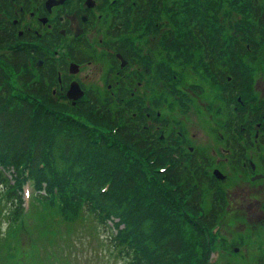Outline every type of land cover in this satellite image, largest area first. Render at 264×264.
Here are the masks:
<instances>
[{"label": "trees", "instance_id": "trees-1", "mask_svg": "<svg viewBox=\"0 0 264 264\" xmlns=\"http://www.w3.org/2000/svg\"><path fill=\"white\" fill-rule=\"evenodd\" d=\"M206 3L208 4V0ZM252 5V9H240L244 14L237 20L244 19L246 22L237 23L235 20L229 25L232 29L225 28L228 29L225 31L227 36H231L226 42L222 39L220 27H212L210 31L208 28L204 29V26L199 27L194 20L191 25L197 37L199 53L204 56V59H195L193 68L202 74L208 68L214 70L213 80L219 82H222L221 75L224 73L234 74V78L228 83L229 87L224 83L229 88L228 92L223 93L224 97L233 95L231 92L239 87V80L243 83L241 85H245L246 79L253 76L246 71L250 65L247 64L248 60H244L245 55H254L255 51L264 50V0L253 2ZM186 21L184 20V24ZM120 22L121 20L116 21ZM179 26L178 24L175 31H179ZM11 37V29L0 21V48L12 45ZM166 38L173 41L175 36L168 32ZM181 43L178 46L180 55H195L191 39L182 40ZM224 55H228V61L224 59ZM25 58L24 49L20 47L0 52V61L10 65L13 71L19 70L18 67L24 63ZM202 60L204 66L200 64ZM262 66L264 56L259 55L255 59L253 57L252 68L259 70ZM166 69L167 64L161 61L162 73ZM37 71L34 78H31L33 76L30 70L19 73L25 86L18 98L9 90L4 68L0 63V160H5L4 163L3 160L0 162V198L9 205L5 211L8 225L16 222L17 229L24 227L22 214L26 210L23 211L21 205L20 184L23 181L21 168L26 163L30 165L29 177L34 185L40 188L41 183L44 184L43 192L37 191L33 196L34 201L45 204L57 201L59 207L56 209L64 217H74L82 213L99 221L116 253L122 252L129 256L126 264H180L186 249V230L184 231L180 223L188 221L191 229L204 230L217 220L214 218V204L220 205L217 201L211 199V210L208 209L207 212L199 206L200 193L196 190L197 184L210 179L204 174L205 163L193 158L185 160L170 156V162L166 165L160 164L163 161L160 156L166 155L165 150L169 152V148L173 149L170 147L172 141L169 139L165 148H162L159 138L152 130L143 123L140 126L137 124L141 117L129 115L125 119L120 118L132 111L135 105L133 100L127 104L106 106L97 101L94 94H90L89 99L77 103L76 108L82 110H88L96 104L90 116L100 119L109 129L112 128L113 135L110 138L106 134L94 137L95 134L84 129L77 119H74L75 125L72 124L74 128L60 124L52 126L51 120L46 117L51 111L43 114L32 100L38 103V96L43 102L55 103L51 99L55 68L47 58L42 66L37 67ZM187 72L189 71L184 69L181 73ZM167 75L168 73L166 77ZM220 84L223 86V83ZM239 90L242 92L241 89H235ZM261 109L260 106L257 109L246 108L245 115L255 118ZM244 110L231 112L226 107L227 132L235 125V120L241 118ZM52 127L56 130L54 135L51 132ZM243 140L248 143V135ZM45 141V145L49 147V161L45 164L47 166L37 169L35 162L41 157ZM262 141L263 138L260 137L259 142ZM151 149L154 155L147 152ZM136 150L154 160V171H157L156 166L164 167L159 174L162 176L158 184L162 188L160 192H154L152 179L155 177L150 173L146 175L143 169L138 168L147 165L136 158ZM180 152L176 148L170 153L177 155ZM234 158L238 165V157ZM10 170L13 175L10 173L8 176L7 171ZM132 188L140 190L141 194L131 197L126 195V191ZM175 194L178 199L174 198ZM110 216L117 217L112 226L106 222ZM119 222L121 225H118ZM75 240L76 236L66 231L57 240L49 242L55 247L52 251L53 264L58 262L60 256L71 261L68 244L73 248L72 242Z\"/></svg>", "mask_w": 264, "mask_h": 264}, {"label": "rangeland", "instance_id": "rangeland-1", "mask_svg": "<svg viewBox=\"0 0 264 264\" xmlns=\"http://www.w3.org/2000/svg\"><path fill=\"white\" fill-rule=\"evenodd\" d=\"M253 2H261V0H208V4L206 0H177L175 1L177 10L171 7L172 13L177 15L178 24L180 25L177 35L180 36L184 31L189 30L186 27L187 25L184 24V20H188L189 23L194 20L198 22L199 27L204 26V29L208 28L210 31H212V27H220L222 39L226 42V39L231 36H227L225 31H228V29L225 28L232 29L229 25L243 16L242 10L252 9ZM162 13H165L162 19L170 20L167 10L162 11ZM246 21L241 19L236 22L244 23ZM166 26L160 27V33H158L160 36L159 42L170 31L169 27L173 26V23H168V28ZM88 34H90V31ZM171 35H175V33L171 32ZM155 37H157V34H150L148 43L153 44ZM192 42L195 55H200L198 41L194 35ZM181 45L182 43L179 39L173 40V47ZM259 55L264 56V50H257L254 55H245L244 60H248L247 64L250 65L246 71L251 72L253 76L247 79L251 85L241 89L239 100H237L235 93L232 96L224 97L222 88L212 89L209 83H205V94H203L201 99L195 98L198 103L193 100L190 101V97L187 95L188 89L177 87L167 80L166 74L169 71V67L164 73L160 71L156 75L151 70L154 69L153 66L150 63H146V71L148 70V72L142 73L139 71L135 74H128V78L132 79L131 84L113 83L109 86H106L105 79L119 78V74L117 76L112 75L108 71L106 59L100 55H89V60L82 63L76 72H71V67H74L72 62L70 63V69L59 68L61 76L64 75L69 79L76 78L78 81L83 80L84 83L78 82L81 87L87 91L86 86H88L95 99L103 102L106 106L120 105L122 97L116 99L118 94L115 89L120 86H126V92L129 97H133L131 100L135 104L132 112L135 115L138 114L139 117L142 115L149 127L154 126L155 122L152 117L155 111H159L155 115L158 118L165 117L161 120L168 122L161 126V128H167H164V132L169 130L168 125L173 127L170 130L173 134L177 133V131L180 132V135L175 136L176 140L172 139L170 147L173 149L168 147L170 151L165 150L164 154L166 155L160 156V159L163 158L160 164H167L170 162V158L174 156L185 160L192 157L194 160L205 163L204 172L208 173L209 177H213L212 174L216 173L215 170L225 175L226 178L213 181L215 186H209L210 184L205 181L197 184L198 188L196 187V190L200 193L199 206L201 209L204 212H207L208 209L211 210L212 203L209 202L211 199L216 200L221 205V208L217 203L214 204L216 209L214 218L217 219L215 220L217 223L213 230H203L201 228L202 232L200 229H191L189 222L186 220L187 223H180L184 231L186 230V249L183 259L181 257L179 261L180 264H264V175L262 174V176L251 180L254 183H250L247 179L245 181L243 175L245 172V175H248L246 168L236 164L231 151L225 152L223 150L222 141H218L220 139H217L213 130L210 129L211 125L215 124V127L222 130L219 123L224 116L226 107L230 106L229 103L233 102L236 104V110L244 108L242 116L245 115L246 108L253 109L259 103L262 109L258 115L262 117L257 118L256 124L253 120L252 123L247 125L250 131V138L253 141L251 143L254 144L253 148L251 144H248V146L247 143L242 141L240 136L237 137L241 140V146L246 147V158L253 160L254 171L261 172V168L264 169V138L259 146L255 145L257 143L255 140L258 139L262 129H264V84L260 81V77L258 78L257 76L258 73H264V66L258 71L252 68L253 57L255 59ZM223 57L228 61V55ZM32 58V55H27L26 62L21 65L18 71H13L10 65L0 61L4 68L5 81L9 90L18 98L22 95L25 86L19 73H27V70L31 72ZM132 65H140V63L139 61H133ZM104 68L105 70L107 69L106 72H103ZM170 70V74L177 72L172 68ZM33 72L35 73L34 69ZM193 75L194 73L189 71L184 74V77L190 78ZM207 77L213 81L211 74ZM72 79L71 82L73 81ZM65 88L66 85L59 89L57 87L51 88V99L55 102L53 104L43 102L42 98L38 96H36V99H39L38 103L34 100H32V103L38 105L43 114L51 111L46 117L51 120L52 126L60 124L72 128L75 125L74 119H77L83 124L84 129H88L95 134L94 137H99V134H106L109 138L112 137V128L109 129L100 119L90 116L92 109H77V104L65 100V94L62 92ZM67 89L69 90V86ZM130 89L135 92L129 93L128 90ZM134 95H137V98ZM205 100L209 104L207 105L208 110H205L202 106V102H205ZM227 100L230 101L227 103ZM48 107H51V109ZM216 107L218 109H215ZM210 111L215 112L214 116L210 115ZM130 113L131 111H128L120 118L125 119L126 116H131ZM51 130L53 135L56 134L54 127ZM158 131L156 130V132ZM254 131H256L255 134L253 133ZM184 133L185 135H183ZM33 136H36V134ZM161 143L164 144L167 141L161 140ZM176 148L181 151V154L171 155L170 152ZM255 151L262 156H256ZM42 154L41 161L46 155L44 152ZM135 156L143 164L147 165L138 168L143 169L146 175L150 173L152 177H155V179H152L154 192H160L162 188L158 184L162 176H159V171L158 173L152 169L154 160L149 159L147 155L139 150L135 151ZM2 160L4 163L5 160ZM129 167L132 168V165H129ZM214 167L217 168L212 170ZM9 172L13 175L12 170ZM216 188L220 190H216ZM214 190H216V193H214ZM125 194L130 197L133 195L139 196L141 191L132 188L127 190ZM174 198L178 199V195L175 194ZM30 201L28 211L25 214L23 213L24 215L22 214V226L24 227L17 229L16 222L8 225V220L5 219V211L9 208V205L0 198V264H53L52 251L55 250V247L49 242L57 240V237L66 233V231L75 235L80 242L75 240L73 248H70L68 244L71 261L60 256L56 264L127 263L129 256L122 252L116 253V249L110 245L106 230L102 228L99 221L90 219L80 212L79 215L74 217H64L60 210L56 209L59 207L57 201L55 203L49 201L50 203L45 204L44 202H35L34 197ZM90 234L94 236H90ZM257 258L260 260L256 261Z\"/></svg>", "mask_w": 264, "mask_h": 264}, {"label": "flooded vegetation", "instance_id": "flooded-vegetation-1", "mask_svg": "<svg viewBox=\"0 0 264 264\" xmlns=\"http://www.w3.org/2000/svg\"><path fill=\"white\" fill-rule=\"evenodd\" d=\"M170 4L171 0H0V15L3 24L11 29V43L21 40L27 46V55H40L41 58H44L42 55H60V58L65 55L60 65L67 69L68 63L73 61V72L89 60V55H100L106 59L108 71L115 76L119 74V78L113 77L108 79L109 81L105 79L107 85L131 84L128 74L148 72L146 63H150L154 68L151 70L158 74L163 61L169 71L172 68L178 73L172 72V84L188 89L190 101L198 103L195 98L201 99L205 94V77L209 75L210 70L208 68L202 74L195 70L193 65L196 58L204 59V56L178 55L175 47H162L159 42L160 27H168V23L175 24L174 20L162 19V16H165L162 13L163 8L169 7ZM117 20L121 22L116 23ZM150 34H157L153 44L148 43ZM133 61H139L140 65L133 66ZM200 64L204 66L203 60ZM184 69L192 71L194 75L185 78V73H181ZM106 71L104 68L103 72ZM78 82L84 83L83 80ZM115 90L127 94L126 86L117 87ZM128 92L135 91L130 89ZM134 97L137 98V95ZM202 103L203 108L208 110V101ZM240 120L241 118L235 120L238 127L234 135H242L245 130L240 126ZM165 124L167 123L162 124L157 120L154 127L159 128ZM168 127L169 130L173 129L170 125ZM210 129L213 130L214 136L222 141L223 150L231 151L233 158L237 156L239 164L248 171V175H243V179L254 183L246 163V148L241 146L240 140H234L236 147H228L226 145L233 140V133L225 136L215 124H212ZM177 134L180 135V132L177 131ZM255 154L262 156L256 151ZM261 169L264 175V169Z\"/></svg>", "mask_w": 264, "mask_h": 264}, {"label": "water", "instance_id": "water-1", "mask_svg": "<svg viewBox=\"0 0 264 264\" xmlns=\"http://www.w3.org/2000/svg\"><path fill=\"white\" fill-rule=\"evenodd\" d=\"M73 82H74V84L71 85V83H73ZM69 90L67 89L66 90V93H67V95L72 96V97H74V96H76L77 94L80 93V91L78 90V87H77V84H76L75 81H72V82L70 81L69 82Z\"/></svg>", "mask_w": 264, "mask_h": 264}]
</instances>
